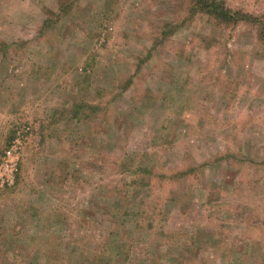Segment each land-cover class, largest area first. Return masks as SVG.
<instances>
[{"label": "rangeland", "instance_id": "374dc122", "mask_svg": "<svg viewBox=\"0 0 264 264\" xmlns=\"http://www.w3.org/2000/svg\"><path fill=\"white\" fill-rule=\"evenodd\" d=\"M188 5L0 0V264H264V45Z\"/></svg>", "mask_w": 264, "mask_h": 264}, {"label": "trees", "instance_id": "16d2710c", "mask_svg": "<svg viewBox=\"0 0 264 264\" xmlns=\"http://www.w3.org/2000/svg\"><path fill=\"white\" fill-rule=\"evenodd\" d=\"M188 10L192 16L203 15L212 18L218 25L236 26L240 23H247L254 29L256 28L258 38L264 45V15H254L234 10L227 4L226 0H187ZM180 174H185L181 172Z\"/></svg>", "mask_w": 264, "mask_h": 264}, {"label": "built area", "instance_id": "2783aa9c", "mask_svg": "<svg viewBox=\"0 0 264 264\" xmlns=\"http://www.w3.org/2000/svg\"><path fill=\"white\" fill-rule=\"evenodd\" d=\"M32 133L31 123H22L15 127L13 139L0 156V193L16 186L23 150Z\"/></svg>", "mask_w": 264, "mask_h": 264}, {"label": "crops", "instance_id": "0c3cea01", "mask_svg": "<svg viewBox=\"0 0 264 264\" xmlns=\"http://www.w3.org/2000/svg\"><path fill=\"white\" fill-rule=\"evenodd\" d=\"M13 135H14V133H13Z\"/></svg>", "mask_w": 264, "mask_h": 264}]
</instances>
